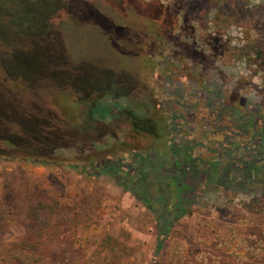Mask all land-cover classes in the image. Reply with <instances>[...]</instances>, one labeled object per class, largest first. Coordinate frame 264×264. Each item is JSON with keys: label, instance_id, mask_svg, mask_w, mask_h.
<instances>
[{"label": "rangeland", "instance_id": "rangeland-1", "mask_svg": "<svg viewBox=\"0 0 264 264\" xmlns=\"http://www.w3.org/2000/svg\"><path fill=\"white\" fill-rule=\"evenodd\" d=\"M224 5L220 17L218 7ZM56 6L44 27L42 2L0 0V90L10 104L18 100L37 108L44 102L64 117L59 105L82 99V107L65 115L78 132L86 128L88 103L113 95L78 97L73 81L123 80V104L148 105L151 117L171 125L167 134L177 142L189 140L192 153L210 164L214 152L241 135L202 86L222 85L229 97L237 85L236 106L264 121V60L251 49L258 39L264 43V0H61ZM14 70L32 76L20 80ZM17 87L25 91L15 96ZM133 109L142 116L139 104ZM132 127L126 115L117 124L95 127L109 138H99L96 145L109 144L94 146L96 155L125 158L111 173L75 162V150L59 151L56 163L43 164L0 144V248L22 241L31 216L42 215L59 228L60 244L69 245L67 264L263 263L264 200L249 202L250 188L210 184L209 173L202 174L185 214L158 243L156 219L139 195L159 192L151 181L133 188L137 167L126 150L162 146L153 133ZM251 154L242 149L237 155L248 161ZM5 260L0 250V264Z\"/></svg>", "mask_w": 264, "mask_h": 264}, {"label": "trees", "instance_id": "trees-1", "mask_svg": "<svg viewBox=\"0 0 264 264\" xmlns=\"http://www.w3.org/2000/svg\"><path fill=\"white\" fill-rule=\"evenodd\" d=\"M34 1L42 2L41 22L46 27L47 19L51 13H54L57 8L56 5L61 0ZM202 2L204 3V0ZM28 6L32 7V4ZM226 7V5L218 7L220 17L227 11ZM22 8L24 7L21 6ZM20 11L18 10L19 13ZM163 15L167 20L169 14ZM147 27L151 29L152 26L150 24ZM152 28L155 29L156 25ZM0 39H4L2 33H0ZM251 49L255 58L264 60V43L262 40L258 39L251 45ZM28 74L17 71L16 77L26 81L28 77L32 76V72L29 71ZM220 86L222 87V85ZM221 87L210 90L206 86L201 88L204 94L209 93L210 99L213 98L215 105H218L223 112L228 114L229 119L233 121L238 134L241 136L225 151L214 152L213 164L204 160L199 154H193L194 147L191 146L189 140L177 142L175 137L167 134L166 131L169 127L171 128V125L162 118L154 119V116L151 117L148 105L140 102L123 104L121 102L122 96H125L124 94L128 91V85L123 80H111L107 84L73 81L72 90L78 97H89L95 93L99 95L101 92H108L113 95L110 100H106V97L101 94L98 100L88 103L87 114L83 122L86 128L78 132L70 129L68 126L69 119L65 115L73 109L82 107V99L79 101L74 99L73 102H64L61 106L59 105V109L63 111L64 117H62V115L55 114L44 102L37 108L35 106H22L18 100L10 104L7 98H3L4 91L0 90V144L17 148L27 158H40L43 164L56 163L55 157L59 151L75 150L78 152L73 159L75 162L78 161L84 166L88 164L111 173L118 169L117 166L125 164V158H121V156L116 158L117 156L112 153H110L112 155H103V153H98L101 156L96 155L98 147L103 146L105 148L109 144L108 141H105L101 142L102 145H96L99 138L103 137V140L109 138L105 137L107 133L103 131V128L100 130V128L96 129L95 127L102 124L107 126L113 122L117 124L121 117L126 115L133 126L132 130L137 128L143 132L153 133L152 136H157V142L161 143L162 146V148L152 147L141 151L135 148L126 150L127 157L130 154L133 160L132 165L137 167L134 172L135 175L132 177L133 181L130 180L133 188H146L147 185L151 184L156 192H159L154 197L146 192L140 193L139 196L156 219L159 231L158 243L160 244L174 221L185 214L187 203L196 195V185L202 179V174L207 177L209 173L210 184L213 180L219 181L222 186L233 185L238 188H250L252 194L249 202L264 200V164H262L264 158V121L260 117L258 120L255 116L247 114L244 107L236 106L237 95L239 94L237 85L232 84L231 96L229 97L225 95ZM22 91L25 90L17 89L14 92L15 96ZM241 101L239 104H242ZM137 104L142 107V116L133 109L136 108ZM160 138L165 140L160 141ZM240 138L243 140L239 141ZM94 146L97 149H94ZM242 149L250 150L252 153L251 160L239 159L237 154ZM0 153L4 154V150H0ZM224 153L229 154V156L224 158L223 156L226 155ZM211 173L214 175L211 176ZM149 181H151L150 184H148ZM41 216H31L30 227L22 241L10 245L7 249L6 247L0 248L2 252H6L5 262L7 264H67L69 245L60 244L59 228L55 223L52 224L53 220ZM60 254L65 257L66 263H63L65 260L59 257ZM225 261L228 264H249L235 259L231 262L229 259ZM263 263L256 259L254 262V264Z\"/></svg>", "mask_w": 264, "mask_h": 264}]
</instances>
